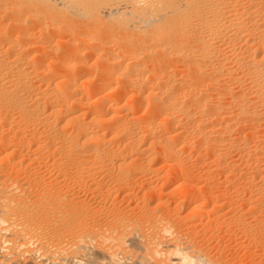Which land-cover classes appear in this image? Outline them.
Segmentation results:
<instances>
[{"label":"bare ground","instance_id":"6f19581e","mask_svg":"<svg viewBox=\"0 0 264 264\" xmlns=\"http://www.w3.org/2000/svg\"><path fill=\"white\" fill-rule=\"evenodd\" d=\"M252 125L264 128V0H0V148L7 143L12 154H0L9 165L0 176V264H227L214 255L217 247L210 253L211 237L209 243L207 237L205 242L198 238L209 252L187 235L188 229L185 233L181 225L189 219L181 224L179 211L152 215V209L145 213L149 205L142 217H131L129 209L126 215L119 206L104 226L96 217L104 204L95 209L79 203L67 190L62 192L60 182L49 188L39 171L29 169L22 176L19 167L51 165L58 179L101 175L102 186L106 180L112 185H93L91 190L110 195L107 201L113 190L119 193L131 189L132 182L154 179L148 177L160 172V165L166 182L181 181L173 188L180 185L181 197L193 206L190 218L193 211L205 217L206 210L210 216L216 208H205L208 199L194 196L203 186L189 176L201 172L196 175L193 166L189 170L190 155L183 161L186 150L207 152L204 158L211 155L212 165L219 163L231 174L239 173L241 164H252V170L234 173V179H244L242 185L236 183L238 194L244 184L252 195L246 211L234 215L238 230L248 235L253 224L245 216L264 202V167L253 164L264 157L263 133ZM210 176L206 178L212 180ZM225 191L218 193L224 196ZM131 192H126L127 199ZM231 195L230 200L236 199ZM210 200L218 202L213 196ZM154 205L162 208L165 203ZM215 223V229L224 227ZM194 224L186 225L193 229ZM256 225L259 230L261 224ZM241 257L234 262L242 264Z\"/></svg>","mask_w":264,"mask_h":264},{"label":"rangeland","instance_id":"374dc122","mask_svg":"<svg viewBox=\"0 0 264 264\" xmlns=\"http://www.w3.org/2000/svg\"><path fill=\"white\" fill-rule=\"evenodd\" d=\"M244 125H245V124H244ZM249 125H250V124H247V125L244 126V127L247 128ZM242 126H243V125H242ZM249 127H250V126H249ZM249 127H248V129H250ZM252 128H254L255 130H257V128L255 127V125H254V126L252 125ZM239 129H240V127H239ZM240 130H242V129H240ZM246 130H247V129H246ZM259 130H261V131H259ZM259 130H257V131L260 132V135H261V133H263L262 135H264V128H263V129H259ZM257 131H256V132H257ZM240 132L242 133V131H240ZM259 132H257V134H259ZM262 135H261V138L263 137V138H262V139H263L262 142H263V141H264V136H262ZM258 137H259V136H258ZM4 144H5V143H4ZM4 144H1V146H4V147H1L0 150H1L2 148H6V149H7V145H6L7 143H6L5 145H4ZM263 145H264V144H263ZM9 149H11L10 146H8V149H7V151H9V152H3L4 149H2V152H1L0 154H4V155H5L6 153L11 154V150H9ZM189 149H190V148H189ZM189 149H188V151L186 150L185 153H187V154L184 155V159H183V161L186 160L185 157L188 158L189 155H190V158H188V159H189L191 162H192V160H194V161L192 162V164H191L190 161H188L189 163L186 161V162L188 163V166H189L190 169L188 168L187 165H185L186 162H183V163H184L183 172L185 171L186 166H187V169L191 170V172H192V168H193V167L195 168V166L197 165L198 168L196 167L195 171H194V168H193V172H196V175H197V174L199 175L198 172H201L199 176H200V178H201V177H202V178L200 179L199 176H195V173H193V175H192V173H191L192 176H191L190 174H189V175H190V176H189V175H188V173H190L189 170H187L188 172L185 171V172L187 173V174H186V177L189 176L190 179H191V177H193V179L195 178V180H192V181H193V183L196 182V184H197V180H196V179L198 178V185H199V184L202 185V186H203V190H206V192L203 191L201 188H199V189H200V190L198 189L199 192H195L194 196L197 197V195H198L199 198H202L203 200L205 199V201L208 199V200L210 201V202H209V201L207 200V201H206L207 203H206L205 201L203 202V200H202V202L204 203V205H205V203H206L205 208H207V207H209V206H210V208H211V206L214 205V204H215V205H214V207H212V208H216V209H214V211H216V212H213V211H212V212L209 214L210 216H208V214H207V213H209L208 210L205 209V210L207 211V212L204 211V212H205V217H204V215H203L204 213H203V214H200V216L197 214V215H196L197 217H196L195 214H196L197 212L193 211L192 213H194V214H192V215L195 216V217H193L192 220L190 219L192 215L190 216V218H187V217H189V215H190V214L188 213V211H189L193 206H191V208H190L189 204L186 203V200H183V198L181 197L182 194H181L180 191H182V188H180V185L178 186V187H179V190H176V188H175V187H176L175 185H178L177 183H178L179 181H177L176 184L173 183V185H172V183H168V182H166V181H165V180H166V179H165V173H166V171L164 172L165 168L162 167V168H164V169L162 170L161 167H160V165L157 166L158 168H156V171H157V169H158L160 172L157 171L158 173L155 172L156 175H150V176L148 177V178H150V179H151V178H154V179H152L153 181L151 180L153 183H152L149 179H147L146 181H148V182L144 181V182L141 183V184H140L141 181L136 182V183H138V184L136 185V186H137V187H136V186H134L136 183L132 182L134 185H133L132 183L130 184V185H131V189H126V188H125L124 190L122 189L123 191L120 190L119 193H118V191L116 190V192H117L118 194L115 192V190H113V194H112V195L115 194L113 197L116 198V200H115V199L112 197V195H111L110 199H107V201H105V200H106V198H108V196H110V195L106 196L105 194H103L102 190L99 189V188L95 189V190H96V191H94L95 194H94V192L91 190L95 185H96L97 187H100L101 183H99V182L104 183V182H103V179H102L103 176H101L100 174H99L100 176H98V174H97V176L95 175V176H94V177H95L94 179H93V177H90V179H89V178H88V179L86 178L88 181H86V179L83 180L82 178H78V179H81V180H80L81 183H80V181H79L78 179H75L77 182L74 183L75 180L72 178L71 175L68 176V178H66V176H65L66 179L63 177V178H62L63 181H62L61 178L58 179V177H55L57 174L55 175V172H56V171H54L53 173L51 172V171H53V169H54V167L51 168V165L47 166V165H45V164H41V165H37V166L33 167V168H34V169H33V168H28V165H27L28 163H27V164L25 163L24 165H22L23 168H22L21 166L19 167V168H20L19 170L21 171L22 176H23V175H26L27 173H29V169H31V170H37V172L39 171L38 175L41 174V175H43V177H44V178H43V177L41 176V177L43 178V179H41V180H42V181L44 180V183H43V182H42V183H43L44 185H46L47 187L52 188V189H54V187L60 182L62 185H60V183H59L58 186H61L60 188H62V189H61L62 192L65 194L66 191H64V190H67V196H69V198H70V197H72V198H73V197L76 198L75 200H79V201H78L79 203H81V202H82V204H83V202H85L86 204L88 203V206L91 205V207H92V208L94 207L95 209H96V208L99 209L98 207H100L102 204H104V205L101 206L102 208H101V207H100V208H101V210H102V209L105 210V212H104L103 210H102V212L99 211L100 214L97 213L98 216H96V217H97V221H98L99 223H101V225L103 224L104 226L106 225V221H108L110 218L112 219V217H113L112 215H114L117 211H119V209H118L119 206H120V207H121V206H122V207L124 206L123 209L121 208L120 211H122V210L124 211V210L126 209V210L124 211V212L126 213V215H127V209H129V210H128V214L131 213V215L129 214V216H131V217H135V215H136V216L139 215V216H137V217H142L143 213L145 212V209H146L149 205H150V206H153L155 203L158 202V204H160V205L163 206V202H164V203H165V206H164V207L160 206V207H162V208H159V207L157 208V205H154L153 208H151V207L149 206L150 213H149V211H148V210H149L148 208H147V210H146L145 213L151 214V212H152L151 209H152V210H153V214H152V215H158V214H160V213H158V212H161V215H163L162 212L165 213L164 215H166V214L168 213V212H167V211H168L167 209H169L170 211H171V209H172L171 212L169 211V212H170L169 215H171V214L173 213V215H171V216H174L175 213H176L177 211H179L180 216L183 215L182 218L179 217V218L181 219V220L179 219V221H180L181 224H183V222L186 221L187 219H189L190 221H193V222H190L189 220H187V221H189V222L186 221L187 223L184 222V224L181 225V226L183 227L184 231L188 229V231L190 232V234L188 233V231H187V232L185 231V233H186V234L188 233L187 235H191L192 237H196L197 240H198V238H199V239H202V240H203L202 242H205V241L208 240V243H209V239H210L209 237H211V239H210V243H209V245H207L208 247H209L210 245L212 246V248H211V246L209 247V249L211 248V249H210L211 252H210L209 249H207L208 247L206 246L205 243H204V246H202L203 243H200L201 240H198V241H199V244H201V246L204 247V249L206 248V250H209L210 253H212V252L214 251V248L216 249V247H217V250L215 251L214 255H219V257H220L221 259H223V260H224V259H225V260L227 259V260H226V263H227V264H232V263H228V262H227L228 260H231V261L233 260V264H236V262L239 263V262H240V261H239V260H240L239 257H241L242 255H243V257H241V263H242V264H243V263H244V264H247L248 262H249V264H251V263H252V264H253V263H254V264H264V260H262V259H264V251H263V250H264V228H263L264 226H261V225H263V223H264V216H263V215H264V211H263V210H264V207H262V206H264V202H262L263 205H262V203L260 204V205H262V206H261V207L259 206L258 209H257V211L253 212V213H255V214H256L257 212H259V213H257V215L254 214V216H252L253 213H251L252 215H250V214H246L247 216H245V217H246V220L249 222L250 225H252V224L254 225V224H255V226H253V225L251 226V227H253V229L251 230V231H252V234H251V232H250L248 235H247V234H244V233L239 229L240 232L243 233L244 235L241 234V233L239 232V230H238V228H239V227H238V222H235L237 219H236V217H235L234 215H235L237 212L242 213V212H245V211H246V209H247V208H246L247 205L250 204V202H249L250 199H247V198H251V197H249V196H252L251 194H249V193H251V191L249 192V190H248V189H250V188L247 187V189H246V187H245L244 184H243V186H240V187H241V190H240L241 193L238 194V192H239V191H238L239 188H238V185H237V184H241V185H242V183H240V181H241L240 179H242V182H243L244 179H243V178H239V179H238V178H235V179H234V175H235L237 172H236V173L234 172L235 174L232 172L233 174H231L227 169H226V171H225V169H223V170H224V172H223L222 168H224V167H223L221 164H219V163H217L219 166H218L216 163L213 164L215 167H216V166L218 167V170H215V169H217V168H214V167H213V165H212L213 162L211 163V161L213 160V157H212V158L210 157L211 155L208 156V157H206V158H204V154H205V153H206V155H208L207 152L204 151V153H203V152H200V154H199V151H198V152L193 151V150L191 151V149H190V151H189ZM189 152H190L191 154H190ZM192 152H193V155H194L195 153H197L198 155H200V156H201L202 158H204V159H202L201 157H198L197 154H196L197 156H193V157H198V158L193 159V157H191V156H192ZM194 152H195V153H194ZM188 153H189V154H188ZM234 153H235V152H233L231 156H236V154H234ZM201 154H203V155H201ZM11 155H12V154H11ZM187 155H188V156H187ZM0 156H2V155H0ZM23 156H24V155H23ZM260 157H262V155H261ZM191 158H192V159H191ZM199 158H200V159H199ZM207 158H208V159H207ZM210 158H211V159H210ZM263 158H264V157L259 158V160L257 161L258 163L254 160V163H253V164L260 165V166H258V167H257V165H256V168H257V169H259V168H261V167H262V168L264 167V165L259 164L260 162H262V163L264 162V161H263V160H264ZM0 159H1V158H0ZM188 159H187V160H188ZM196 159L198 160L197 162L195 161ZM206 159H207L208 161H210V160H211V161L208 162ZM229 159H230V158H229ZM260 159H261V160H260ZM200 160H202V161H200ZM205 160H206V161H205ZM0 161H1V160H0ZM3 162H4V161H1V162H0V163H1V164H0V176L3 175V173L6 172L7 165H8V164H5V163H3ZM199 162H200V163L202 162V165H203V166H204L206 163H208V164L210 163V164L212 165L210 168H209V167H205V168H207V173H208V175H207V173L204 174V171H203V170H204L205 168H204ZM204 162H205V164H204ZM255 162H256V163H255ZM195 163H196V164H195ZM35 164H37V162H35ZM35 164H33V166H34ZM190 164H191V165H190ZM208 164H207V165H208ZM4 165H5V166H4ZM182 165H183V164H182ZM200 165H201L204 169L201 168ZM207 165H205V166H207ZM241 165H242L243 167H242V166H240L241 168H239V167L237 168V167H236V171H237L238 169H240L239 173L241 172V170H243V168H244L245 171H247V170L249 171V169H251V165H252V164H251V165H248V166L245 165L246 168L244 167L243 164H241ZM26 166H27V168H26ZM38 166H39L38 169H40V170L37 169ZM40 166H42V167L40 168ZM190 166H193V167L191 168ZM208 166H209V165H208ZM249 166H250V167H249ZM8 167H9V165H8ZM31 167H32V165H31ZM221 167H222V168H221ZM247 167H248L249 169H247ZM21 168H22V170H21ZM35 168H36V169H35ZM200 168H201L202 170H201ZM208 168H209L210 170H209ZM213 168H214V169H213ZM219 168H221V170H222V171L220 170L221 173H220V172H216V171H219ZM253 168H255V165H253ZM253 168H252V169H253ZM262 168H261V169H262ZM27 169H28V170H27ZM198 169H200L201 171H200V170L198 171ZM211 169H212L213 174L216 172L214 175L212 174ZM246 169H247V170H246ZM252 169H251V170H252ZM263 169H264V168H263ZM1 170H2V171H1ZM25 170H26V171H25ZM213 170H214V171H213ZM244 170H243V172H245ZM251 170H250V171H251ZM255 170H256V169H255ZM3 171H5V172H3ZM27 171H28V172H27ZM202 171H203V172H202ZM208 171H209V172H208ZM22 172H23L24 174H23ZM50 172H51V173H50ZM162 172H163V174H164L163 176H161ZM205 172H206V169H205ZM225 172L228 173V175H226ZM243 172H241L240 174H242ZM1 173H2V174H1ZM25 173H26V174H25ZM159 173H160V175H159ZM209 173H210V174H209ZM224 173H225V174H224ZM239 173H237V174H239ZM19 174H20V172H19ZM153 174H154V172H153ZM201 174H202V175H201ZM203 174L206 175V176H204ZM219 174H222V175H219ZM240 174H239V175H240ZM51 175H52V176H51ZM158 175L161 176V177H163V178L159 177ZM210 175L212 176V178H213V176H214V178H213L212 180H209V179H208V178H209L208 176H210ZM215 175H216V176H215ZM225 175H226L227 177H226ZM230 175H231V176H230ZM39 176H40V175H39ZM153 176H154V177H153ZM155 176H157V177H155ZM194 176H195V177H194ZM203 176H204V180H203ZM211 176H210V177H211ZM224 176L226 177V179H225ZM70 177H71V178H70ZM196 177H197V178H196ZM206 177H208V178H206ZM215 177H216V179H215ZM223 177H224V178H223ZM229 177H230V178H229ZM235 177H236V175H235ZM241 177H242V175H241ZM2 178H3V177H2ZM53 178H54V179H53ZM55 178L58 179V182H57V183L54 182L55 180L57 181V179H55ZM97 178H98V181H97ZM156 178H157V179H156ZM205 178L208 179V181H207ZM227 178H229V179H227ZM68 179H69V180L72 179V181H69V182H68ZM95 179H96V180H95ZM99 179H100V180H99ZM199 179H200V180H199ZM236 179H238L239 183L236 181ZM64 180H65V181H64ZM73 180H74V181H73ZM82 180H83V182H82ZM91 180H92V181L94 180V181L92 182ZM101 180H102V181H101ZM187 180H189V178H188ZM201 180H202V181H201ZM226 180H227V182H226ZM229 180H231V181H229ZM233 180H234V181H233ZM47 181H48V182H47ZM52 181H53V182H52ZM89 181H91V182L94 183V184L91 183L92 185H90ZM104 181H105V179H104ZM149 181H150V182H149ZM192 181L190 180L191 183H192ZM211 181H212L213 183H212ZM235 181H236V182H235ZM45 182H46V183H45ZM62 182H63V183H62ZM72 182H73V185H74L75 187L72 185ZM85 182H86V183H85ZM97 182H98V184H97ZM109 182H110V181L106 180V181H105V184H106V185L109 184V185L111 186L112 184L109 183ZM145 182L148 183L149 185H147ZM180 182H181V181H180ZM180 182H179V184H180ZM229 182H230V184H229V190H228L227 188H228V183H229ZM234 182H235V183H234ZM53 183H56V184H53ZM78 183H79V184H78ZM82 183H83V184H82ZM84 183H85L86 185H84ZM95 183H96V184H95ZM144 183H145V184H144ZM203 183H204V184H203ZM208 183H209V186H208ZM231 183H232V184H231ZM236 183H237V184H236ZM243 183H244V182H243ZM52 184H53V185H52ZM66 184H67V185H66ZM75 184H78V185H75ZM87 184H89L88 186H90V188L87 186ZM105 184H103L104 187L106 186ZM139 184L141 185L140 187L138 186ZM142 184H143V186H142ZM151 184H152V186H151ZM205 184H206V187H205ZM234 184H235V185H234ZM48 185H49V186H48ZM93 185H94V186H93ZM130 185H129V188H130ZM132 185H133V186H132ZM145 185H146V186H145ZM230 185H231V186H230ZM52 186H53V187H52ZM58 186H57V187H58ZM65 186H66L67 188H66ZM68 186H69V189H68ZM85 186H86V187H85ZM91 186H92V187H91ZM96 186H95L94 188H96ZM103 186L101 185L102 188H103ZM144 186H145L146 188H145ZM149 186L152 187L153 189L150 188ZM173 186H175V187H174L175 189L173 188ZM71 187H73L74 190H73V188H71ZM81 187H82V188H81ZM101 187H100V188H101ZM134 187H135V189H134V191H133L132 189H133ZM147 187H149L150 190H148ZM199 187H201V186H199ZM233 187H236V188H233ZM79 188H80V189H79ZM88 188H89V189H88ZM136 188H137V189H138V188H141V189L144 188V190H143V189H142V190H143V192H146V195H145V193H144V196L142 197V195H143V194H142V193H143L142 190H141V189L136 190ZM232 188L234 189V191H233V190L230 191ZM237 188H238V189H237ZM242 188H243V189H242ZM98 189H99L101 192L98 191ZM114 189H115V188H114ZM146 189L149 191V193L151 192V190H152V192H155V193L153 194V193L151 192V193L153 194V195H151V193L149 194L148 191H145ZM180 189H181V190H180ZM207 189H209V190L207 191ZM211 189H212L214 192H211V191H212ZM226 189H227V190H226ZM236 189H237V190H236ZM78 190H79V192H78ZM128 190H129V191H128ZM130 190H132V192H131ZM140 190H141V191H140ZM153 190H154V191H153ZM174 190H175V191H174ZM225 190H226L227 192L230 191L229 193L233 195V196L231 195V198H232V197H236V199H235V198H232V199L230 200V198H228V195H230V194H228ZM245 190H247V191H245ZM121 191H122V192H121ZM125 191H126L127 193L131 192V194H133L134 198L136 197V194H135V193L137 192V194H139V196H140L141 198L138 196V197L135 198V200H134V199H132L133 196H131L130 198L128 197V199H127V197H126V194H127V193H126ZM138 191H139V192H138ZM219 191H220V192H219ZM222 191H223V192L225 191L227 194L224 193V196H223V195H220V194H223V193H221ZM235 191H236V194H237L238 196H236V194H233V193H235ZM68 192H69V193H68ZM71 192H72V193H71ZM92 192H93V193H92ZM96 192H97V193H96ZM133 192H134V193H133ZM200 192H201V193H200ZM202 192H203V193H202ZM218 192H219L220 194H219ZM232 192H233V193H232ZM246 192H247V193H246ZM101 193H102V194H101ZM104 193H105V192H104ZM124 193H125V194H124ZM140 193H141V195H140ZM156 193H157L158 195H160V196L156 195ZM198 193H199L200 195H199ZM204 193H205V194H204ZM206 193H207V194H206ZM208 193H209L210 195H209ZM212 193H214V194L212 195ZM262 193H264V192H262ZM75 194H76V195H75ZM93 194H94V195H93ZM100 194H101V197H102V198H100ZM119 194H120V195H119ZM121 194H124V195L122 196ZM134 194H135V195H134ZM202 194L204 195V197L201 196ZM225 194H226V195H225ZM252 194H253V193H252ZM77 195H78V196H77ZM95 195H96V196H95ZM104 195H105V196H104ZM116 195H117V197H116ZM118 195H119V196H118ZM150 195H151V196H150ZM154 195L157 196V197H159V198L156 197V200L153 201L152 198L155 199ZM206 195H207V196H206ZM208 195H209V196H208ZM215 195H218V196H217V197H214ZM234 195H235V196H234ZM248 195H249V196H248ZM75 196H76V197H75ZM145 196H148V198H147V197L145 198ZM149 196H150V198H151L152 196H153V197H152L151 199H149ZM212 196H213V200H214V198H217V199H218V202H217V203H218L219 205H221L220 207H217V206H218L217 203H213V204L211 203L212 200H210V199H212ZM78 197H79V198H78ZM94 197H95V198H94ZM160 197H161V198H160ZM205 197H206V198H205ZM209 197H210V198H209ZM221 197H223V199H222ZM224 197H225V198H224ZM239 197H241L242 200H241V199H238ZM244 197H246V198H244ZM104 198H105V199H104ZM118 198H119V199H118ZM125 198H126V199H125ZM139 198H140V201H141L142 198H143L142 201H143L144 198H145V200H146L147 202H144V201H143V203H142V201L140 202V201L138 200ZM193 198H194V201H195V197H192L191 199H193ZM219 198H220V199H219ZM111 199H113V200H111ZM123 199H124V200H123ZM129 199H130V200H129ZM131 199H132L133 201H132ZM158 199H159L160 201H158ZM162 199H163L164 201H163ZM234 199H235V200H237V199L240 200V201H241L240 204L238 203L239 201L235 202ZM95 200H96V201H95ZM109 200H110V201H109ZM118 200H119V201H118ZM125 200H126V201H125ZM182 200H183V201H182ZM221 200H222V201H223V200H224V201L226 200V201H225V202L223 201V204H221V203H222ZM228 200H229V201H228ZM232 200H233L234 202H233ZM243 200H244V201H245V200H246V201L248 200V201H247V202H246V201L244 202ZM80 201H81V202H80ZM111 201H114V203L116 202L115 204L118 203V204H120V205L112 204L113 202H111ZM127 201H128V203L130 202L131 204H130V203L127 204ZM131 201H132V202H131ZM216 201H217V200L215 199L214 202H216ZM230 201H231L232 203H231ZM263 201H264V200H263ZM119 202H120V203H119ZM137 202H139V203L135 205V203H137ZM148 202H149V203H148ZM159 202H161V203H159ZM110 203H111V205H113L112 207H110V206H111ZM145 203H146V204H145ZM237 203H238V206H237ZM242 203H243V204H242ZM245 203H247V204L244 206ZM132 204H133V205H132ZM141 204H143V205H141ZM186 204H187V206H189V207H187ZM207 204H208L209 206H208ZM226 204H227V205H226ZM99 205H100V206H99ZM168 205H169L170 207H168ZM234 205H235L236 207H235ZM97 206H98V207H97ZM103 206H104V207H103ZM115 206H116V207H115ZM117 206H118V207H117ZM130 206H134V207L137 206V207H136V208L131 207V208H133V209H131V208H128V207H130ZM144 206H145V207H144ZM155 206H156V207H155ZM158 206H159V205H158ZM166 206H167V207H166ZM171 206H172V207H171ZM173 206H174V208H173ZM175 206H176V208L178 207V208H177L178 210L175 209ZM206 206H207V207H206ZM240 206H241L242 208H241ZM141 207H142L144 210L141 209ZM186 207H187V208H186ZM234 207H235L236 209H235ZM238 207L241 208V209H238V210H237ZM124 208H125V209H124ZM154 208L157 209V210H155ZM165 208H166V209H165ZM218 208H219V209H218ZM260 208H262L263 210L261 209L262 211H261V210L259 211ZM106 209H107V210H106ZM108 209H109V210H108ZM110 209H111V210H110ZM112 209L115 210V213L112 212V211H113ZM117 209H118V210H117ZM130 209L132 210V212H129ZM134 209H135L137 212H136ZM164 209H165L166 211H165ZM173 209H175V210L173 211ZM207 209H208V208H207ZM222 209H223V210H222ZM232 209H233V210H232ZM133 210H134L135 212H133ZM140 210H141V212H139ZM158 210H159V211H158ZM217 210H218V211H217ZM110 211H111V212H110ZM155 212H156L157 214H155ZM166 212H167V213H166ZM174 212H175V213H174ZM189 212H190V211H189ZM223 212H225V214H222ZM109 213H110V214H109ZM111 213H112V214H111ZM134 213H135V214H134ZM136 213H137V214H136ZM145 213H144V214H145ZM249 213H250V212H249ZM103 214H104V215H103ZM106 214H109V216L106 215ZM132 214H133L134 216H133ZM140 214H141V215H140ZM185 214H186V217H184ZM187 214H189V215L187 216ZM258 214H259V216H260L261 218L258 216ZM260 214H261V215H260ZM100 215H103V216H100ZM169 215L167 214V216H169ZM224 215H226V216H224ZM249 215H250L251 217H250ZM111 216H112V217H111ZM171 216H170V217H171ZM211 216H212V217H211ZM218 216H221V217H219L220 219L217 218ZM98 217H99L100 219H99ZM203 217H204V218H203ZM207 217H208V218H207ZM209 217H211V218H209ZM247 217H248V218H247ZM256 217L259 218V220H257ZM104 218H105V219H104ZM106 218H108V220H107ZM212 218H213V219H212ZM216 218H217V219H216ZM250 218H251V219H250ZM262 218H263V219H262ZM183 219H184V221H182ZM185 219H186V220H185ZM199 219H200V220H199ZM207 219H208V220H207ZM209 219H211V221H210ZM218 219H219L221 222H220ZM235 219H236V220H235ZM248 219H249L250 221H249ZM212 220H213V221H212ZM216 220H217V222H218V223H217V226H218L219 224H221V225L224 226V227H221V226L218 227L219 229L222 228V230H218V232H217V229H218V228L215 229V227H214V226H216V225H214V224H216V223H215ZM222 220L224 221L223 224H222ZM262 220H263V221H262ZM202 221H204V222H202ZM205 221H206V222L209 221V222L206 223ZM256 221H258V222L260 221V223H258V222H256ZM104 222H105V224H104ZM194 222H195L196 224H194ZM219 222H220V223H219ZM253 222H254V223H253ZM261 222H262V223H261ZM256 223H257V224H261L259 230H258L259 225H256ZM186 224H190V225H191V224H194V225H192V226H194L193 229H192V227H191L190 225H189V226L191 227V229H189V226L186 225ZM212 225H213V227H214V230L211 229ZM236 225H237V226H236ZM184 226H186L187 228H184ZM225 226H226V229H227L229 226H230V227L228 228V230L225 229V230H226V231H225V230H223V228H225ZM231 226H233V227H231ZM182 227H181V228H182ZM235 227H236V228L238 227V228L236 229ZM230 228H232V229L230 230V231H232V232L229 231ZM261 229H262V230H261ZM190 230H191V231L193 230V233H192V234H191V231H190ZM235 230H236V232H235ZM228 231H229V232H228ZM253 231H254V232H253ZM256 231H257L258 233H257ZM194 232H196L195 234H196L197 236H196V235L193 236ZM226 232L229 233V235H228ZM238 232H239V234H241V237H240L239 234H237ZM255 232H256V233H255ZM204 233H205V235H204ZM212 233H213V234H212ZM214 233H215V234H214ZM223 233H224V234H223ZM225 233H226V234H225ZM230 233H232V234L230 235ZM235 233H236V235H235ZM253 233H254L255 235H254ZM202 234H203V235H202ZM233 234H234L235 236H234ZM257 234H258V235H257ZM210 235H211V236H210ZM223 235H224V236H223ZM225 235H226V236H225ZM245 235H246V236H245ZM249 235H251V236H249ZM256 235H257V237H256ZM202 236H203V238H202ZM215 236H217V237H215ZM227 236L229 237V240H228V237H227ZM230 236H231V237H230ZM254 236H255V237H254ZM204 237H207V238H205V239H207V240H205ZM218 237H219V238H218ZM221 237H222V239H221ZM250 237H251L252 239H249ZM253 237H254V238H253ZM259 237H260V238H259ZM232 238H233V239H232ZM256 238H259V239H256ZM254 239L257 241L256 243H255V240H254ZM227 240H228V241H227ZM258 240H259V241H258ZM242 241H244V242H242ZM250 241H251V242H250ZM253 241H254V242H253ZM218 242H219V243H218ZM241 242H242V243H241ZM249 242H250V243H249ZM206 243H207V242H206ZM227 243H228V244H227ZM239 243H240V244H239ZM246 243H248V244L246 245ZM242 244H243V245H242ZM219 245H220V246H219ZM240 245H242V247H243V246H244V247L242 248ZM205 246H206V247H205ZM218 246H219V247H218ZM224 248H225L226 250H224ZM251 248H252L253 250H252ZM222 249H223V250H222ZM243 249H244V250H243ZM257 249H258V250H257ZM259 249H261V250H259ZM245 250H248V251H245ZM218 251H219V252H218ZM252 251H253V252H252ZM255 251H256V252H255ZM260 251H261V252H260ZM217 252H218V253H217ZM248 252H249V253H248ZM216 253H217V254H216ZM237 253L240 254V255H238ZM252 253H253V254H252ZM255 253H257V254H255ZM212 254H213V253H212ZM241 254H242V255H241ZM244 254H245V255H244ZM251 254H252V256L254 255L253 258L251 257ZM259 254H260V255H259ZM248 255H249V256H248ZM238 256H239V257H238ZM255 256L258 257V258H254ZM261 256H262L263 258H262ZM227 257H228V258H227ZM230 257H231V258H230ZM244 257H245V258H244ZM249 257H250L251 259H250ZM260 257H261V258H260ZM229 258H230V259H229ZM237 258H238V261H237ZM259 258H260V259H259ZM257 259H258V260H257ZM234 260H236V262H234ZM244 260H246V261L248 260L247 263H246V261H244ZM251 260H252L253 262H252ZM254 260H255V262H254ZM243 261H244V262H243ZM250 262H251V263H250Z\"/></svg>","mask_w":264,"mask_h":264}]
</instances>
